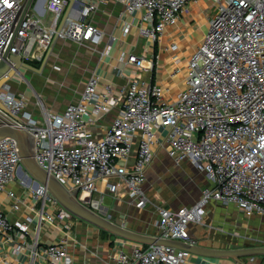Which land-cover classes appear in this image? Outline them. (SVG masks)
<instances>
[{"label":"built area","instance_id":"2783aa9c","mask_svg":"<svg viewBox=\"0 0 264 264\" xmlns=\"http://www.w3.org/2000/svg\"><path fill=\"white\" fill-rule=\"evenodd\" d=\"M28 1L0 0V59L8 52V61L11 54L25 62L43 60L56 39L100 44L104 32L89 18L109 1L121 3L127 14L139 12V34L155 41L193 0H72L70 7L67 0H44L43 13L36 9L40 0L26 10ZM214 5L202 43L187 63L186 87L174 97L167 87L138 78L117 91L110 85L99 89V76L92 74L79 100L62 112L36 95L37 117L26 94L12 89L25 76L16 74L0 89V112L34 135L40 167L69 190L78 188L83 204L111 220L104 204L108 193L140 209L153 205L157 237L192 245L198 242L189 226L204 221L211 200L264 216V0ZM143 58L129 55L127 62L141 67ZM114 108L111 125L93 132L91 126ZM160 147L176 165L189 161L211 182L195 204L173 209L147 194V171ZM99 180L107 181L104 188ZM0 195L14 214L0 207V264L75 263L80 219L30 179L10 137L0 140ZM192 255L138 243L105 253L107 264H192Z\"/></svg>","mask_w":264,"mask_h":264},{"label":"crops","instance_id":"0c3cea01","mask_svg":"<svg viewBox=\"0 0 264 264\" xmlns=\"http://www.w3.org/2000/svg\"><path fill=\"white\" fill-rule=\"evenodd\" d=\"M43 5L44 0H40L37 4L36 9L40 13H43ZM214 9V0H193L184 8L177 24L166 27L160 38L153 41L139 34V12L133 15L127 14L123 5L115 1L100 3L89 18L104 32L100 44L94 45L89 42L79 44L71 40L56 39L43 60L32 62L39 68L46 58L42 72L30 69L28 71L34 74L35 80L36 77L41 76L40 74L47 75L49 72L52 77L87 72L85 79L83 78L81 92L92 74L99 76V89L110 85L114 91L119 90L131 79L138 78L147 85L159 84L167 87L170 97H174L186 87L187 63L202 43L208 30V20ZM127 26L128 30L125 28ZM105 50L108 52H104ZM123 53L125 61L121 60ZM129 55H145L141 67L128 63ZM71 61H74L75 67ZM56 64H59L60 69L53 68ZM12 89L15 93H25L29 100L28 108L37 117L41 116L40 110L35 105L36 96L25 81L13 82ZM80 95L76 100L63 102L58 106L50 105L49 102L46 104L50 109L62 112L70 103L77 102ZM117 112L118 108H114L104 114L94 126H91L92 131L99 132L100 129L111 125ZM196 170L194 164L189 161L176 165L165 149L156 148L152 165L147 171L145 184L147 194L155 202L163 203L173 209L191 206L200 198L194 192L199 190L198 179H193L197 174ZM172 180L175 186L177 185L175 180L188 182L187 185L189 189L193 188V192L188 189L184 192L179 187L170 191L168 186ZM106 183V180L98 181L101 188H104ZM210 184L211 182L206 179L202 189ZM11 187L20 193L16 183ZM104 204L113 220L119 223L125 222L126 227L132 230L159 236V230L155 225L157 212L153 205L140 209L126 198L118 200L113 193L106 195ZM0 207L9 217L14 216L8 200L3 195H0ZM75 231L77 244L73 249L74 264H107L105 253L109 248L123 247L131 250L136 244L130 241L124 244V239L112 235L104 236L102 230L81 220L78 221ZM189 232L197 240V244L206 247L232 249L250 245L264 246V216L257 214L248 216L234 204L227 205L211 200L206 207L204 221L200 224L192 222ZM244 234L248 236L244 238ZM103 255L104 257L100 258ZM191 261L192 264H264V256L250 257L240 263L228 257L211 258L193 254Z\"/></svg>","mask_w":264,"mask_h":264},{"label":"water","instance_id":"95a60500","mask_svg":"<svg viewBox=\"0 0 264 264\" xmlns=\"http://www.w3.org/2000/svg\"><path fill=\"white\" fill-rule=\"evenodd\" d=\"M69 1V7L72 0ZM32 0L27 3L26 10L30 7ZM68 7V9H69ZM67 14V12H66ZM11 61L13 66L10 64ZM8 61V52L0 59V89L6 82H11V79L20 73L22 67L28 70L42 72L46 58L41 67L37 68L22 60L20 55L11 54ZM0 107L3 108L0 102ZM13 138L16 140L21 166L27 172L31 180L36 184H43L48 191L57 199L62 207L71 212L76 218L87 222L88 224L108 232L118 238L130 242H136L143 245H164L172 246L180 249H185L193 254L211 257V258H231L240 263L244 259L264 256V246L250 245L240 248H212L199 244H189L184 241L174 239H163L157 236L144 234L126 227V223H119L111 220L104 215L92 210L83 204L78 198V188L69 190L62 182L49 174L45 169L40 167L35 158V137L27 129L19 126L12 118L0 112V140L4 138Z\"/></svg>","mask_w":264,"mask_h":264},{"label":"rangeland","instance_id":"374dc122","mask_svg":"<svg viewBox=\"0 0 264 264\" xmlns=\"http://www.w3.org/2000/svg\"><path fill=\"white\" fill-rule=\"evenodd\" d=\"M71 64L74 67L76 66V65H74L75 64L74 61H71ZM36 67H38V65ZM53 68L54 69H60V66H59V64H56L53 66ZM51 71H52V68H51ZM86 73L85 74H84V72H81L80 74L68 73V76L66 75L64 77L63 76H59V77L53 76L52 77L49 75L50 74V72H49V74H47V75L40 74L41 76L39 78L36 77V80H35L34 74L32 72L28 71L27 68L22 67L20 70V73H17V74H19V75L22 74L23 76H25V83L31 89L33 94L35 96L37 95L36 99H40L46 106L48 104L58 106V105L62 104L63 102L64 103L69 102L72 100H76L78 98V96L80 95V92H81V88H82L83 83H84L83 78L86 75ZM53 98L55 100H53ZM46 103H48V104H46ZM194 167L197 169L196 170L197 174H195V177L193 179H195V178L198 179V184H199L198 185L199 190H194V192H196L197 195L199 197H201V193H202L201 189L203 187V182H205L207 179V176L196 165H194ZM181 181L175 180V182L177 183V185L175 186L174 181L172 180V182L168 186V189L171 191V190H174L175 187H177V188L179 187L183 191L188 189L190 192L191 191L193 192V188L189 189L188 182L184 183L183 180H181ZM179 182H181V185H179ZM84 223L88 224L85 221H84ZM84 233H85V231H84ZM112 236L116 237L114 235H112ZM247 236H248L247 234H244V238ZM255 238L259 239L258 237H255Z\"/></svg>","mask_w":264,"mask_h":264},{"label":"trees","instance_id":"16d2710c","mask_svg":"<svg viewBox=\"0 0 264 264\" xmlns=\"http://www.w3.org/2000/svg\"><path fill=\"white\" fill-rule=\"evenodd\" d=\"M28 63L31 64V65H33L32 62H28ZM33 66H34V65H33ZM102 232H103L104 235H106V236H110V234L107 233L106 231H103V230H102Z\"/></svg>","mask_w":264,"mask_h":264}]
</instances>
